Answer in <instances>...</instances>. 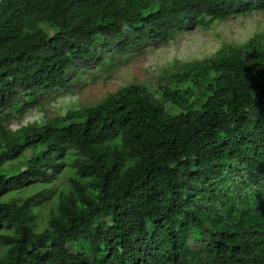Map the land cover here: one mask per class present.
<instances>
[{"label": "trees", "instance_id": "obj_1", "mask_svg": "<svg viewBox=\"0 0 264 264\" xmlns=\"http://www.w3.org/2000/svg\"><path fill=\"white\" fill-rule=\"evenodd\" d=\"M262 9L0 0V264H264L263 33L166 69L162 84L9 127L82 66ZM64 165L70 185L36 230L37 195L56 190L5 195Z\"/></svg>", "mask_w": 264, "mask_h": 264}, {"label": "rangeland", "instance_id": "obj_2", "mask_svg": "<svg viewBox=\"0 0 264 264\" xmlns=\"http://www.w3.org/2000/svg\"><path fill=\"white\" fill-rule=\"evenodd\" d=\"M257 33L264 34V9L216 20L207 27L182 31L164 43L147 44L137 50L115 54L113 58L106 56L101 65L82 66L78 75L69 79L60 90L53 91L49 101L43 100L41 107L33 103L21 117H11L9 127L40 122L44 114L55 116L72 107L94 104L107 93L129 83L162 84L161 77L166 69L175 71L180 63L211 56L223 42L241 44ZM70 168L64 165L61 171L53 172L49 182L27 183L21 190L9 191L5 198L29 196L44 188L56 190L55 193L37 195L33 205L37 215L36 230H41L47 224V212L55 206L58 190L70 185L65 175L66 169Z\"/></svg>", "mask_w": 264, "mask_h": 264}]
</instances>
